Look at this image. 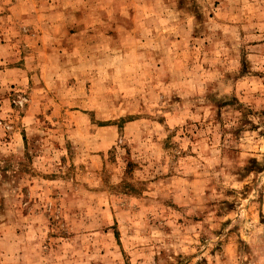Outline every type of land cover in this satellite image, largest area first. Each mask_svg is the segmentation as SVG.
Here are the masks:
<instances>
[{"label":"rangeland","instance_id":"obj_1","mask_svg":"<svg viewBox=\"0 0 264 264\" xmlns=\"http://www.w3.org/2000/svg\"><path fill=\"white\" fill-rule=\"evenodd\" d=\"M0 264H264V0H0Z\"/></svg>","mask_w":264,"mask_h":264},{"label":"built area","instance_id":"obj_2","mask_svg":"<svg viewBox=\"0 0 264 264\" xmlns=\"http://www.w3.org/2000/svg\"><path fill=\"white\" fill-rule=\"evenodd\" d=\"M18 103H19V104H22V99L18 100Z\"/></svg>","mask_w":264,"mask_h":264}]
</instances>
